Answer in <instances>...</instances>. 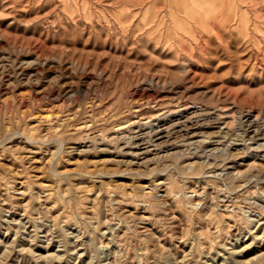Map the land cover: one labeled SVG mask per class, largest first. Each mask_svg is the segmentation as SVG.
<instances>
[{
    "label": "rangeland",
    "instance_id": "rangeland-1",
    "mask_svg": "<svg viewBox=\"0 0 264 264\" xmlns=\"http://www.w3.org/2000/svg\"><path fill=\"white\" fill-rule=\"evenodd\" d=\"M0 264H264V0H0Z\"/></svg>",
    "mask_w": 264,
    "mask_h": 264
},
{
    "label": "bare ground",
    "instance_id": "bare-ground-1",
    "mask_svg": "<svg viewBox=\"0 0 264 264\" xmlns=\"http://www.w3.org/2000/svg\"><path fill=\"white\" fill-rule=\"evenodd\" d=\"M52 115V114H51ZM36 125V124H35ZM158 187L160 188V189H162V188H164L165 186H164V184L163 183H159L158 184Z\"/></svg>",
    "mask_w": 264,
    "mask_h": 264
}]
</instances>
